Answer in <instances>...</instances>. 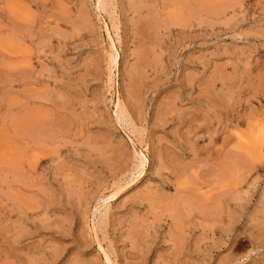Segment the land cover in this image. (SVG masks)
I'll list each match as a JSON object with an SVG mask.
<instances>
[{
  "label": "rangeland",
  "instance_id": "obj_1",
  "mask_svg": "<svg viewBox=\"0 0 264 264\" xmlns=\"http://www.w3.org/2000/svg\"><path fill=\"white\" fill-rule=\"evenodd\" d=\"M0 264H264V0H0Z\"/></svg>",
  "mask_w": 264,
  "mask_h": 264
},
{
  "label": "bare ground",
  "instance_id": "obj_2",
  "mask_svg": "<svg viewBox=\"0 0 264 264\" xmlns=\"http://www.w3.org/2000/svg\"><path fill=\"white\" fill-rule=\"evenodd\" d=\"M193 6H195V5H193ZM206 7V6H205ZM196 8V7H195ZM199 8V7H198ZM201 8H199V10H200ZM196 15V14H195ZM159 17V16H158ZM150 21V20H149ZM169 22H170V20H169ZM201 22V21H200ZM203 24V23H202ZM22 27V26H21ZM145 28V27H144ZM150 34V33H149ZM113 41V40H112ZM148 66V65H147ZM40 98V97H39ZM33 99V98H32ZM63 125V124H62ZM31 128V127H30ZM255 128V127H254ZM58 132V131H57ZM217 138V137H216ZM233 140V139H232ZM115 197V196H114ZM205 204V203H204ZM211 206V205H210ZM176 246V245H175Z\"/></svg>",
  "mask_w": 264,
  "mask_h": 264
}]
</instances>
